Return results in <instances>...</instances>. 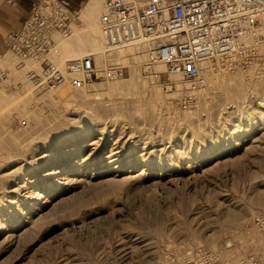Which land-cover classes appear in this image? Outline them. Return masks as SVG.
I'll use <instances>...</instances> for the list:
<instances>
[{
  "label": "rangeland",
  "instance_id": "1",
  "mask_svg": "<svg viewBox=\"0 0 264 264\" xmlns=\"http://www.w3.org/2000/svg\"><path fill=\"white\" fill-rule=\"evenodd\" d=\"M100 10L57 34L51 59L91 49ZM124 54H112L123 76L65 99L24 81L14 92L17 58H0V264H163L176 250L237 264L264 251L253 221L264 211V58L208 62L202 84L177 89L164 64L151 73L146 55Z\"/></svg>",
  "mask_w": 264,
  "mask_h": 264
},
{
  "label": "built area",
  "instance_id": "2",
  "mask_svg": "<svg viewBox=\"0 0 264 264\" xmlns=\"http://www.w3.org/2000/svg\"><path fill=\"white\" fill-rule=\"evenodd\" d=\"M69 4L38 0L22 26L10 33L9 50L17 58L14 92L24 82L46 97L66 87L65 99L83 86L123 76L126 67L112 54L139 48L146 51L147 69L151 63H162L166 73L181 75L193 88L202 84L205 61L248 65L264 58V0H102L99 47L55 61L51 55L58 51L57 34L70 37L71 18L78 21V10H70ZM253 221L264 233V211ZM163 264L218 262L208 250H176ZM240 264H264V251L248 253Z\"/></svg>",
  "mask_w": 264,
  "mask_h": 264
},
{
  "label": "bare ground",
  "instance_id": "3",
  "mask_svg": "<svg viewBox=\"0 0 264 264\" xmlns=\"http://www.w3.org/2000/svg\"><path fill=\"white\" fill-rule=\"evenodd\" d=\"M101 3H102V0H87L86 2H85V4L83 5V7L77 12V18L79 19V20H81V21H83L85 18H87V17H89V16H91V15H94L96 12H98L99 10H100V6H101ZM74 26V28H73V30H71V32L72 33H75V23L74 22H71V26ZM100 38H101V36L98 34V30L96 29V27H92V28H90V33H89V37H88V41L90 42V45H91V49H95V48H98L99 47V43H100ZM139 50L140 51H138V52H132V51H129L128 52V55H132V62H135L136 60H142V59H144V56L146 55V58H147V54H146V51H143V50H141L140 48H139ZM141 52V53H140ZM119 53V56L118 57H120L119 59H121V58H123V57H126V55L125 54H123L122 55V51H120V52H118ZM208 62L209 61H205V62H203L202 64H201V69H204V71H203V77H204V81H205V76L208 74V73H210V66L208 65ZM11 64V63H10ZM8 65V64H7ZM10 66V65H9ZM156 67V70L153 72V76L154 77H156V78H158V80H159V73H160V71H163V69H162V65H156L155 66ZM149 70V69H148ZM151 73H152V69L150 68V70H149ZM200 74H201V72H200ZM135 76V75H134ZM136 78H138V75H136L135 76ZM167 77L168 78H173V79H175V86H176V88L177 89H188V87L190 86V84H189V86H187L188 84H186V83H184L182 80H184L182 77H181V75H179V74H177V73H167ZM115 78H117V77H115ZM112 79H114V78H112ZM181 79V81H179ZM177 80V81H176ZM208 80V79H207ZM207 82V81H206ZM120 83H118L117 81H113V84H112V86H111V88H119L120 87V85H119ZM145 84H147V83H145ZM144 84V86H145V88H146V85ZM150 84V83H149ZM149 84H147V88L148 87H150V86H148ZM209 83H207V85H208ZM191 87V86H190ZM189 87V88H190ZM62 88H64L65 90H66V87H62ZM155 88V87H154ZM191 88H193V87H191ZM203 90V89H202ZM206 91V90H205ZM133 101V100H132ZM259 103H261V102H259ZM130 112V111H129ZM259 115V114H258ZM261 114H260V118H261ZM263 119V118H262ZM132 120V119H131ZM253 121V120H252ZM127 123V122H126ZM131 123V122H130ZM61 125L62 124H59L58 125V127L57 128H60L61 127ZM68 125V124H67ZM67 125H66V127H67ZM131 125V124H130ZM134 125V124H133ZM237 127H238V125H237ZM240 127V126H239ZM238 127V128H239ZM246 127V126H245ZM261 127V126H260ZM237 128V129H238ZM247 128V127H246ZM249 128V127H248ZM61 129V128H60ZM251 129V128H250ZM235 130V129H234ZM247 130V129H246ZM249 130V129H248ZM238 131V130H237ZM246 132V131H245ZM247 135V134H246ZM59 137V136H58ZM60 138V137H59ZM59 138H57V140L56 141H59L60 139ZM63 139V138H62ZM74 143V142H76V139H72V140H70V139H65V141H63V145H70L71 146V144L72 143ZM91 143V142H90ZM89 143V144H90ZM96 146V145H95ZM120 147V146H119ZM118 149V148H117ZM111 151V150H110ZM112 153V152H111ZM115 154H117V153H115ZM110 155V156H109ZM108 155V157H112V159H111V161L110 162H112V161H114V160H116V159H113V156H114V154H109ZM56 161H58V159H55V162ZM63 162V161H62ZM50 165V164H49ZM60 165V164H59ZM147 166V168H150L149 166V164H146ZM51 166V165H50ZM53 166V165H52ZM121 166V165H120ZM49 167V166H48ZM121 168V167H120ZM57 169V168H56ZM66 169V168H65ZM58 170V169H57ZM51 171V172H54V173H51V174H57V172L59 173V171ZM120 169H117V171H119ZM50 172V171H49ZM48 172V173H49ZM61 174V173H60ZM51 187V186H50ZM255 200L256 201H258V202H256V203H262V204H264V191L263 192H260V193H258L257 195H256V198H255ZM263 252V251H262ZM247 255V254H246ZM245 255V256H246ZM243 256V255H242ZM242 256H241V258L239 259V261H238V263L237 264H240L241 262H242V259L245 257H243L242 258Z\"/></svg>",
  "mask_w": 264,
  "mask_h": 264
},
{
  "label": "crops",
  "instance_id": "4",
  "mask_svg": "<svg viewBox=\"0 0 264 264\" xmlns=\"http://www.w3.org/2000/svg\"><path fill=\"white\" fill-rule=\"evenodd\" d=\"M38 0H0V58L9 51L11 32L18 30ZM70 10H79L87 0H69Z\"/></svg>",
  "mask_w": 264,
  "mask_h": 264
}]
</instances>
